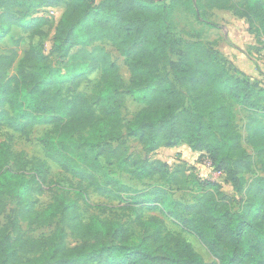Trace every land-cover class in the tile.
<instances>
[{"label":"trees","instance_id":"trees-1","mask_svg":"<svg viewBox=\"0 0 264 264\" xmlns=\"http://www.w3.org/2000/svg\"><path fill=\"white\" fill-rule=\"evenodd\" d=\"M60 1L0 0V40L12 26L42 35L47 19L34 15ZM64 1L50 52L58 65L32 45L19 56V40L10 39L0 50V126L24 138L35 126L51 127L37 142L70 186L77 184L73 196L62 188L44 208H36L32 200L45 191L48 165L34 160L30 175L24 155L0 143V207L7 197L18 208V220L0 228V264H205L190 243L166 230L164 218L195 237L212 264H264V122L256 116L244 128L254 161L242 146L233 111L238 106L256 112L260 105L264 110V89L234 68L214 42L184 43L171 23L178 7L209 28L217 25L204 18L205 12L230 11L264 41V0ZM101 41L125 59L129 95L144 105L126 125L120 114L124 82L108 53L96 46ZM162 68H168V76L161 75ZM94 72L100 73L99 82L90 94L79 92ZM126 138L139 141L145 154L185 144L205 156L240 196L238 208L232 207L235 198L197 176L193 167L131 156ZM255 164L262 174L246 178ZM114 171L134 181L159 177L180 189L190 185L195 194L183 203L159 186L138 192L112 176ZM88 189L123 202L122 209L134 212L139 233L116 219L84 222L78 199L86 202ZM143 210L159 216L143 218ZM56 220L62 226L38 238L19 225L30 230ZM66 233L80 244L67 247Z\"/></svg>","mask_w":264,"mask_h":264},{"label":"rangeland","instance_id":"rangeland-1","mask_svg":"<svg viewBox=\"0 0 264 264\" xmlns=\"http://www.w3.org/2000/svg\"><path fill=\"white\" fill-rule=\"evenodd\" d=\"M65 8V1H60L57 6L59 14H62ZM205 19L210 20L212 16L208 11L205 12ZM219 20L218 17H216ZM211 21V20H210ZM255 24H257L258 20L254 19ZM216 22V20L214 21ZM248 28V23L245 20ZM172 30L174 35L182 40L184 43L193 42L197 39H200L203 42H206L207 39H222L223 32L221 27L217 25V28H209L203 23L198 22L195 17L187 12L183 7H178L172 16ZM57 24L56 19H47V24L42 28V35L39 36H30L29 32H26L22 29L21 26H12L9 34L0 40V50L10 44V39L19 40L20 46L17 50L18 55H21V51L27 47L28 45L35 46L36 50L44 54L45 56H49L50 61L54 65H58V60L51 56L50 52L52 49V38L54 34V29ZM254 35V34H252ZM256 39L257 44L261 45L264 48V41L262 39ZM206 40V41H205ZM209 42V41H207ZM232 44H230L231 46ZM96 46L102 47L106 53H108L111 61L117 66L119 75L124 82L123 94H124V102L123 106L120 110L121 118L123 123L126 125L129 121H131L135 115L144 107L143 104H140L132 99L128 92V86L130 83V72L129 68L125 62V59L117 52L115 48H113L108 42L101 41L96 43ZM251 47V46H250ZM250 47L247 46L245 49L247 51L250 50ZM255 48V47H251ZM88 50L91 47L87 48ZM77 49L72 50L74 53ZM264 57V55H263ZM171 60H176V56L171 55ZM11 74L14 73V68L10 71ZM162 76H168V68L161 69ZM100 73L94 72L89 75L87 80L84 81L78 91L85 92L90 94L92 87L99 82ZM183 94L184 90H181ZM233 111L235 114L234 124L238 128L241 133V141L243 148L247 151V153L253 158L255 161V152L253 149L246 144L245 139V125L249 119L258 116L257 118L262 119L264 110L263 106L260 105L258 109L255 111H248L238 106H233ZM51 127L49 126H35L31 134L28 138H24L19 136L16 133L8 130L7 128L0 126V143L9 144L11 150L14 153H22L26 159L24 163L26 172L30 175L36 170V165L33 164L34 160H42L45 161L49 168V174L47 176V183L44 186L45 191L41 195L34 196L32 203L38 209L44 208L47 204H49L52 198L55 195H59L62 191V188L69 191L73 196L74 192L72 189L76 188L77 181L73 182V186H70L69 177L64 174L58 166L54 163L48 161L45 156L43 149L40 144H38L37 139L42 136L44 133L49 132ZM126 145L128 147L129 153L131 156H140L142 158H147L150 161L155 159L165 162L169 165H177L182 162L187 167H193V172L202 179L210 180L218 183L221 186L224 194L229 197L235 198L234 202H232V207L234 209L238 208V202L240 201V196L233 192L232 188L225 182L223 176H216L213 169L208 168L206 166V158L201 157L199 154H196L189 149L181 150L177 153H168V152H156L151 154H145L142 148V145L139 141L134 139H125ZM25 162V161H24ZM261 171L259 167L255 164L253 168V174L247 175L246 178H251L253 176L261 175ZM116 179H118L121 183L127 185L132 190H136L138 192H142L144 190H148L152 186H159L166 189L169 192V195L172 199L181 201L183 203H189L191 201L192 196L195 194V190L192 186L188 185L186 188L180 189L178 187L170 185V183H165L162 178L155 177L150 181H134L131 180L128 176L123 173L114 171L113 175ZM167 178V176H166ZM85 185V184H83ZM128 194H122V197H126ZM86 202L82 199H78V210L81 215V218L84 222L88 221L92 217H98L100 219H116L121 223L126 225L130 231H135L137 234L139 233V228L134 224L135 214L130 209H122L124 207V203L120 202L118 199H114L111 197H107L98 193H95L92 189H88L85 193ZM2 206L0 207V228L5 225L9 220L16 219L18 220V208L15 205V202L5 197L2 200ZM143 218H147L152 215H158L156 212H151L148 210H143L141 212ZM164 223L166 230L179 235L184 238L188 243L191 244L193 249L202 257L205 264L215 263L214 259L209 255V253L205 250V248L200 244V242L193 236L182 232L181 229L171 222L169 219L164 218ZM19 225L26 235H29L33 238L45 237L51 234L54 229L62 226L59 220H56L54 224L47 227L42 228H32L28 229L25 223L19 222ZM64 243L67 247L71 248L80 244L79 240L74 239L66 233Z\"/></svg>","mask_w":264,"mask_h":264},{"label":"crops","instance_id":"crops-1","mask_svg":"<svg viewBox=\"0 0 264 264\" xmlns=\"http://www.w3.org/2000/svg\"><path fill=\"white\" fill-rule=\"evenodd\" d=\"M209 14L212 16L211 21H209L221 27L223 37L222 39H207V41L214 42L216 50L234 68L244 73L251 81L259 82L264 89V48L257 44L254 35L248 33L245 20L234 16L230 11L211 10L208 12ZM215 20L216 22H214ZM230 44L232 45L230 46ZM247 46L255 48L250 47V50L247 51L245 49ZM184 149L189 148L185 144H179L173 148H160L155 153H177Z\"/></svg>","mask_w":264,"mask_h":264},{"label":"built area","instance_id":"built-area-1","mask_svg":"<svg viewBox=\"0 0 264 264\" xmlns=\"http://www.w3.org/2000/svg\"><path fill=\"white\" fill-rule=\"evenodd\" d=\"M60 15L61 14H59V12H58V9L57 8H43V9H40V10H38L37 12H36V14L34 15V17H39V18H46V19H56L57 21L59 20V18H60ZM201 157H203V158H206L205 156H201ZM207 159V161H206V166L208 167V168H211V169H213L212 168V165H211V162L209 161V159L208 158H206ZM214 171V170H213ZM215 172V171H214ZM216 174V176H218V177H221V176H223L224 177V175L223 174H221V173H219V172H215Z\"/></svg>","mask_w":264,"mask_h":264},{"label":"water","instance_id":"water-1","mask_svg":"<svg viewBox=\"0 0 264 264\" xmlns=\"http://www.w3.org/2000/svg\"><path fill=\"white\" fill-rule=\"evenodd\" d=\"M155 1H161V0H155Z\"/></svg>","mask_w":264,"mask_h":264}]
</instances>
